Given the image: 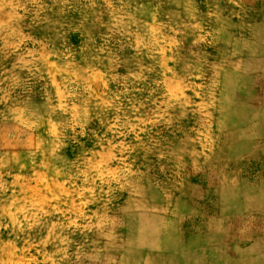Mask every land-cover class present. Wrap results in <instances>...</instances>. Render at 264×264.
<instances>
[{
	"label": "rangeland",
	"instance_id": "1",
	"mask_svg": "<svg viewBox=\"0 0 264 264\" xmlns=\"http://www.w3.org/2000/svg\"><path fill=\"white\" fill-rule=\"evenodd\" d=\"M194 3L264 21V0H0V264H264L262 130L216 109Z\"/></svg>",
	"mask_w": 264,
	"mask_h": 264
},
{
	"label": "crops",
	"instance_id": "2",
	"mask_svg": "<svg viewBox=\"0 0 264 264\" xmlns=\"http://www.w3.org/2000/svg\"><path fill=\"white\" fill-rule=\"evenodd\" d=\"M194 27L186 32L196 43H208L214 49L210 66V83L216 88L217 110H227L234 126L239 123L252 129L264 130V21L254 23L244 19L223 28H212L198 13L195 3ZM185 34L184 31L180 32ZM165 38L168 35L165 34ZM223 108H218L221 102ZM256 139L264 149V133ZM248 136V135H247Z\"/></svg>",
	"mask_w": 264,
	"mask_h": 264
}]
</instances>
